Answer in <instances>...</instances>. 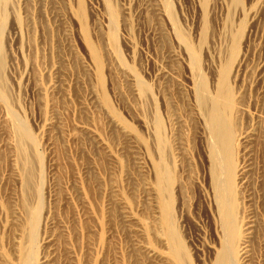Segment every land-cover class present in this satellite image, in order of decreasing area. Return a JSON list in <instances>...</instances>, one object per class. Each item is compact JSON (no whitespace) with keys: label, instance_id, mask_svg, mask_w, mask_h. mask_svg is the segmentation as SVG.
Instances as JSON below:
<instances>
[{"label":"rangeland","instance_id":"374dc122","mask_svg":"<svg viewBox=\"0 0 264 264\" xmlns=\"http://www.w3.org/2000/svg\"><path fill=\"white\" fill-rule=\"evenodd\" d=\"M1 4L0 264H264V0Z\"/></svg>","mask_w":264,"mask_h":264},{"label":"bare ground","instance_id":"6f19581e","mask_svg":"<svg viewBox=\"0 0 264 264\" xmlns=\"http://www.w3.org/2000/svg\"><path fill=\"white\" fill-rule=\"evenodd\" d=\"M0 1L1 2H3V1L6 2V0H0ZM4 2L2 4H4ZM2 7H4V5H2ZM2 59L3 58L0 57V71L1 72L4 71V67H5ZM225 93H227L226 90H225ZM143 97H145V95ZM10 116H12V112L10 113ZM13 117H14V115H13ZM13 117H11L12 123H14L13 122L14 119L18 122L17 118H14L13 119ZM16 123H14V125H16ZM19 124L20 125L17 124L15 126V128H16V131L15 132H18V136H21L20 139H19V142L20 141H23L22 140L23 138L25 139L26 142L29 141V140H31V138L29 137V135L27 134V132L23 129L22 124L20 122H19ZM208 125H209V128L211 129V131H212V133L214 135V138L218 141L219 145H221V148L227 149L229 147V144H230L229 141H227V138H229V132H227L226 129L222 126L221 122L219 121V117H218V115L216 113H212V114L209 115V117H208ZM31 142H33V140H31ZM22 144H23V142H22ZM24 144H25V142H24ZM22 147L24 148V146H22ZM22 147H21V149H22ZM21 149H19V150L21 151ZM24 152H25V150H24ZM22 154L24 155L25 153L22 152ZM23 155H21V156H23ZM213 160H214L215 164H218L219 165V159L218 158L215 157V158H213ZM218 264H225V262L223 260V261H220Z\"/></svg>","mask_w":264,"mask_h":264}]
</instances>
